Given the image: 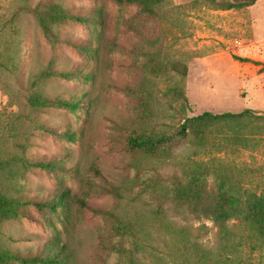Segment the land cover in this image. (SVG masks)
Masks as SVG:
<instances>
[{
  "label": "rangeland",
  "instance_id": "1",
  "mask_svg": "<svg viewBox=\"0 0 264 264\" xmlns=\"http://www.w3.org/2000/svg\"><path fill=\"white\" fill-rule=\"evenodd\" d=\"M236 3L161 0L148 12L117 0H0V195L21 203L12 217L0 211V253L46 259L64 246L59 264H128L121 250L136 264H264V240L215 218L218 176L264 195V61L245 55L264 58V0L227 9ZM50 6L83 21L51 22ZM37 96L81 104L34 106ZM247 109L238 123L186 126ZM139 135L164 138L167 152L132 148ZM38 159L58 168L30 165ZM148 170L154 187L139 181ZM201 170L210 178L198 197L169 196ZM66 189L55 211L41 204ZM81 198L133 223L135 239Z\"/></svg>",
  "mask_w": 264,
  "mask_h": 264
},
{
  "label": "trees",
  "instance_id": "2",
  "mask_svg": "<svg viewBox=\"0 0 264 264\" xmlns=\"http://www.w3.org/2000/svg\"><path fill=\"white\" fill-rule=\"evenodd\" d=\"M119 3H140L143 8L148 12H153L154 7L160 3L161 0H117ZM238 3L228 5L227 9L241 8L253 6L259 0H237ZM48 12L46 16L51 18V22H64L68 20L83 21L79 15H74L66 10L57 7H47ZM38 14L40 20L42 19L38 13V9L35 10ZM43 20V19H42ZM45 32L49 35L48 21H42L41 23ZM64 72V71H63ZM45 76L48 75H61L68 76L66 73L56 72L53 69L44 73ZM183 98V92L180 89H176L174 92L173 100H181ZM34 106H44V107H57V108H67L72 112L77 111L81 102L80 101H65L62 99L50 100L43 96H37L33 99ZM252 110H245L239 114L225 113L220 115H213L211 113H205L201 116L194 117L187 120V125L194 130H203L207 128L212 121H220L226 123H238L244 120V118L253 115ZM54 132V131H49ZM66 138L72 141V136L67 134ZM130 145L134 149L145 150L152 156L161 155L167 152L166 144L164 138H156L151 136L139 135L130 141ZM57 161L46 162L45 160L38 159L30 162L31 166L44 168L48 170H55L58 168ZM98 172V171H97ZM157 177L155 170H148L140 177L139 181L142 185H147L154 187V179ZM210 178V173L206 170L191 172L187 175L186 186L184 189L172 188L169 192V196L176 198L179 201L190 200L192 196L194 198L198 197L202 191V187L207 184ZM217 189L219 193V206L215 213L216 221L220 224L222 230H226L230 222L237 221L241 224L247 225L250 230L261 240H264V195L251 193L245 191L242 186H238L227 176H218L216 178ZM71 189H66L62 194L54 200L53 203H41L45 207L55 211L58 204L62 203L66 198L70 196ZM21 203L16 200H9L7 197L0 195V211L1 214L6 217H12L14 213L17 212L16 206ZM77 204L81 207L96 210L101 214H106L112 216L116 221L115 228L123 231L129 236L131 240L136 237V232L138 227L134 226L133 223L125 222L118 217L111 215L109 212L93 207L84 198L78 199ZM57 248V247H56ZM54 250V253L46 259H27L22 255L15 254L11 251L0 253V264H8L12 260L21 261L26 264L42 262L45 264H59L60 256L64 252L65 247L59 246L61 249ZM121 257L128 264H136L133 262L131 253L126 250L120 251Z\"/></svg>",
  "mask_w": 264,
  "mask_h": 264
},
{
  "label": "crops",
  "instance_id": "3",
  "mask_svg": "<svg viewBox=\"0 0 264 264\" xmlns=\"http://www.w3.org/2000/svg\"><path fill=\"white\" fill-rule=\"evenodd\" d=\"M261 43L263 44L264 41H263V42H260V44H261ZM252 44H253L254 46H258L259 43H254V42H252ZM239 45L241 46L242 43L240 42ZM245 55H246V56H251L252 58H254V59H256V60H259V61H261V60L264 61V58H263V59L261 58L262 55H261V54H258L255 50H247Z\"/></svg>",
  "mask_w": 264,
  "mask_h": 264
},
{
  "label": "built area",
  "instance_id": "4",
  "mask_svg": "<svg viewBox=\"0 0 264 264\" xmlns=\"http://www.w3.org/2000/svg\"><path fill=\"white\" fill-rule=\"evenodd\" d=\"M239 44V43H238Z\"/></svg>",
  "mask_w": 264,
  "mask_h": 264
}]
</instances>
